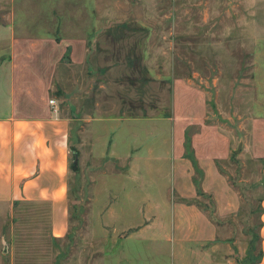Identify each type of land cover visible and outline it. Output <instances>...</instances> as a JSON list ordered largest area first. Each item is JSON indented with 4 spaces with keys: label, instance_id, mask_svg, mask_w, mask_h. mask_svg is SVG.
Returning <instances> with one entry per match:
<instances>
[{
    "label": "rangeland",
    "instance_id": "obj_1",
    "mask_svg": "<svg viewBox=\"0 0 264 264\" xmlns=\"http://www.w3.org/2000/svg\"><path fill=\"white\" fill-rule=\"evenodd\" d=\"M133 13L150 25L149 48L131 33L137 24L120 23ZM121 25L128 27L124 34L108 29ZM89 28L96 29V41L89 39ZM110 34L117 43L114 47L108 43ZM43 36L87 39L85 63L61 61L53 81L50 100L63 114L70 105L76 108L72 118L78 114L167 118L173 76L191 79L206 92L209 116L237 139L229 159L219 167L240 193L242 209L219 238H229L232 264H252L262 248L259 201L264 197V161L253 160L246 145L250 120L264 117V0H0V101L7 100L4 87L12 41ZM144 49L149 61L144 66L155 80L146 84L141 83L143 64L138 62ZM99 50L102 57L94 59ZM104 54L114 57L105 61ZM97 67L101 72L96 77ZM154 73L166 76L165 81L154 79ZM126 76L137 81L134 86ZM128 102L135 105L132 113ZM84 127L83 121L73 123L70 131L67 234L52 236L47 204L0 206V264H126L123 258L133 255L132 250L133 259L141 263L138 251L145 248L131 241L111 242L110 226L114 224L120 235L131 219H137L142 204L147 209L139 197L156 200L158 186L169 187L168 174L153 173L168 172L169 160L147 158L157 132L145 123H134L117 128L112 138L122 160L95 161L84 149L78 150L77 140L84 136L78 131ZM99 133L94 148L100 154L110 136L109 131ZM157 143L154 156L163 155L166 146ZM127 165L131 172L124 174ZM205 201L201 203L210 212ZM101 209L102 216H97Z\"/></svg>",
    "mask_w": 264,
    "mask_h": 264
},
{
    "label": "crops",
    "instance_id": "obj_2",
    "mask_svg": "<svg viewBox=\"0 0 264 264\" xmlns=\"http://www.w3.org/2000/svg\"><path fill=\"white\" fill-rule=\"evenodd\" d=\"M127 22L137 24L132 26L131 33H137L136 42L141 43L143 48H149L150 25L139 20L134 13L120 21L121 24ZM108 29L124 34L128 27L110 26ZM139 30L143 31V35ZM95 31V28H89V39L96 37ZM112 38L115 37L110 34L108 43L114 47L117 43ZM126 38L129 42L132 37ZM87 46V39L83 37L43 36L12 41L11 64L4 87L7 100L0 101V206H10L14 202L47 204L52 236L62 238L68 231V163L72 124L85 122L86 127L78 131L84 135L77 140L80 153L84 149L87 157H93L95 161L99 158L118 161L122 157L112 139L117 128L145 123L147 127H155L153 131L159 134L147 147V158L169 160L168 172L162 169L153 172L168 174L169 187L158 186L161 193L156 200L148 195L139 197L147 204V209L142 204L137 219H131L118 236L112 224L109 240L116 243L119 239V244L136 242L145 248L138 251L141 263L133 259L134 250L131 251L133 255L125 257L122 250L120 256L125 258L123 261L126 264H232L227 244L229 238L221 239L219 236L225 232L229 220L240 213L242 201L240 193L230 184L219 164L229 159L231 147L237 144V139L209 116L206 92L191 79L173 76L170 116L167 118L155 120L78 113L72 118L76 108L70 105L63 114L57 105L51 106L49 100L58 65L67 60L72 65L81 66L86 61ZM126 48L130 49L129 46ZM100 49L103 50V47L100 46ZM100 52L95 51L94 59L102 57ZM146 53L147 49H144L139 56L138 62L141 60L143 65L149 63ZM104 55L105 61L114 57V54ZM129 55L132 57L134 53L129 52ZM124 57L129 56L125 54ZM99 72L101 67L94 70V76L97 77ZM154 75V79L165 81L166 76ZM101 131H109L110 137L99 154L94 148V141ZM157 141H161L166 149L163 155L154 156ZM247 144L246 151L250 157L264 161V117L250 120ZM128 155L127 161L130 160ZM193 162L200 170V176L195 173ZM128 172H131V165L122 171L124 174ZM146 172L151 173V170ZM203 200L210 204V212L202 205ZM259 207L262 257L257 264H264V197L260 198ZM102 214L103 209L97 216ZM132 216L136 218L135 213Z\"/></svg>",
    "mask_w": 264,
    "mask_h": 264
},
{
    "label": "trees",
    "instance_id": "obj_3",
    "mask_svg": "<svg viewBox=\"0 0 264 264\" xmlns=\"http://www.w3.org/2000/svg\"><path fill=\"white\" fill-rule=\"evenodd\" d=\"M139 32H140V35H143V31L142 30H139ZM137 34V33H136ZM130 53H131V51H130ZM148 69L143 65L142 67H141V70H140V74H141V77H142V79H141V83H143V84H146V83H151V82H153V81H155V80H153L152 78H150L149 77V75H148ZM126 80L130 83L129 84V86H134V84L137 82L136 80H134V79H129V77L128 76H126ZM129 104H128V107H129V110H128V112H130V113H132L133 111H131V109L133 110V109H136L135 108V105H133L131 102H128ZM187 147H188V142H187ZM70 150H71V148H70ZM191 159L194 161V159L192 158V156H191ZM194 163V162H193ZM194 165H195V163H194ZM195 173L197 174V176H200L201 174V172H200V170L198 169V168H196V165H195ZM196 186H197V189H198V182H197V184H196ZM197 193H199L198 192V190H197ZM259 211H260V213H261V208L259 207ZM260 218V217H259ZM259 223H261V221L259 220ZM250 251V250H249ZM249 255V254H248ZM261 257H262V249H260V251H259V253L257 254V259H255L253 262H252V264H257L260 260H261Z\"/></svg>",
    "mask_w": 264,
    "mask_h": 264
},
{
    "label": "water",
    "instance_id": "obj_4",
    "mask_svg": "<svg viewBox=\"0 0 264 264\" xmlns=\"http://www.w3.org/2000/svg\"><path fill=\"white\" fill-rule=\"evenodd\" d=\"M238 151V149L236 150V152ZM75 160L73 161V165H72V169L75 170L76 169V165H75Z\"/></svg>",
    "mask_w": 264,
    "mask_h": 264
},
{
    "label": "built area",
    "instance_id": "obj_5",
    "mask_svg": "<svg viewBox=\"0 0 264 264\" xmlns=\"http://www.w3.org/2000/svg\"><path fill=\"white\" fill-rule=\"evenodd\" d=\"M49 104H50L51 106H54V105H55L53 100H49Z\"/></svg>",
    "mask_w": 264,
    "mask_h": 264
}]
</instances>
